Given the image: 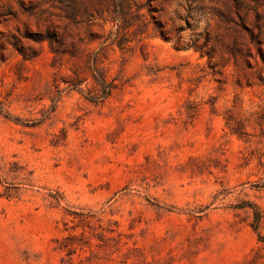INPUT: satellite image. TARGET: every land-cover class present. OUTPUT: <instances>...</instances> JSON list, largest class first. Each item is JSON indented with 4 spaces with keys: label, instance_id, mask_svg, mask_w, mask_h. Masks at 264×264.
Listing matches in <instances>:
<instances>
[{
    "label": "rangeland",
    "instance_id": "374dc122",
    "mask_svg": "<svg viewBox=\"0 0 264 264\" xmlns=\"http://www.w3.org/2000/svg\"><path fill=\"white\" fill-rule=\"evenodd\" d=\"M0 264H264V0H0Z\"/></svg>",
    "mask_w": 264,
    "mask_h": 264
},
{
    "label": "trees",
    "instance_id": "16d2710c",
    "mask_svg": "<svg viewBox=\"0 0 264 264\" xmlns=\"http://www.w3.org/2000/svg\"><path fill=\"white\" fill-rule=\"evenodd\" d=\"M56 54V51L52 49ZM75 75L78 74L75 72ZM77 76L72 81L68 82L74 88L81 86L82 80L77 79ZM93 88L90 90L88 99L93 102H103L112 96L113 92L118 88L116 79L109 80L107 76L101 71L100 67L94 66L92 70ZM256 224L260 223L259 214L256 213Z\"/></svg>",
    "mask_w": 264,
    "mask_h": 264
},
{
    "label": "bare ground",
    "instance_id": "6f19581e",
    "mask_svg": "<svg viewBox=\"0 0 264 264\" xmlns=\"http://www.w3.org/2000/svg\"><path fill=\"white\" fill-rule=\"evenodd\" d=\"M229 28L231 29V33L236 29V22L238 21L237 14L233 12L229 17ZM235 32V31H234ZM230 33V34H231ZM234 42V41H232Z\"/></svg>",
    "mask_w": 264,
    "mask_h": 264
}]
</instances>
